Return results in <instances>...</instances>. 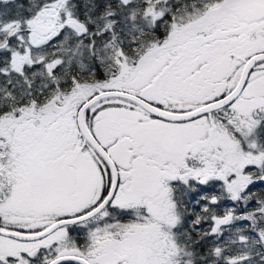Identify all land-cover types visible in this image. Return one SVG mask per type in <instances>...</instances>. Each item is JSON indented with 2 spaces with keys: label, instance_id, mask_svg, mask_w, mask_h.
Segmentation results:
<instances>
[{
  "label": "snow or ice",
  "instance_id": "snow-or-ice-1",
  "mask_svg": "<svg viewBox=\"0 0 264 264\" xmlns=\"http://www.w3.org/2000/svg\"><path fill=\"white\" fill-rule=\"evenodd\" d=\"M0 264H264V0H0Z\"/></svg>",
  "mask_w": 264,
  "mask_h": 264
}]
</instances>
